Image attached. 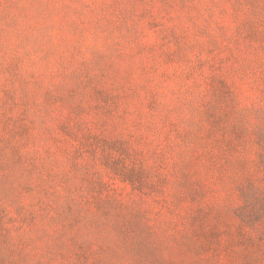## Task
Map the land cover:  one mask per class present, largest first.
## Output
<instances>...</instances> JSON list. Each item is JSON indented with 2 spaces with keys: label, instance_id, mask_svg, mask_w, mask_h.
Listing matches in <instances>:
<instances>
[{
  "label": "rangeland",
  "instance_id": "374dc122",
  "mask_svg": "<svg viewBox=\"0 0 264 264\" xmlns=\"http://www.w3.org/2000/svg\"><path fill=\"white\" fill-rule=\"evenodd\" d=\"M259 130L264 0H0V264H264Z\"/></svg>",
  "mask_w": 264,
  "mask_h": 264
},
{
  "label": "trees",
  "instance_id": "16d2710c",
  "mask_svg": "<svg viewBox=\"0 0 264 264\" xmlns=\"http://www.w3.org/2000/svg\"><path fill=\"white\" fill-rule=\"evenodd\" d=\"M258 139L260 143L258 158L262 167L264 168V132L262 130H259L258 132ZM250 198H252L250 201H248L250 210L254 211L255 214L259 213L262 216V221L264 223V193H253V196H251Z\"/></svg>",
  "mask_w": 264,
  "mask_h": 264
}]
</instances>
